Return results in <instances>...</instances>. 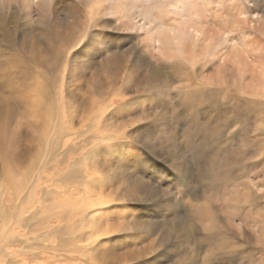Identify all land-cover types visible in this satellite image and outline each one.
<instances>
[{"label":"rangeland","instance_id":"374dc122","mask_svg":"<svg viewBox=\"0 0 264 264\" xmlns=\"http://www.w3.org/2000/svg\"><path fill=\"white\" fill-rule=\"evenodd\" d=\"M127 1L136 28L119 24L114 0H0V264H42L40 251L60 254L49 264H83L105 249L120 264H264V163L243 173L264 154V135L246 159L221 155L235 146L227 119L247 123L248 135L264 130V0ZM192 2L211 7L212 31L186 27ZM156 6L186 27L188 46L172 58L141 45ZM89 104L115 135L89 154L76 146L82 137L57 145L61 107L75 129ZM84 167L93 174L80 180ZM84 186L105 187L99 214L123 207L77 241L70 208Z\"/></svg>","mask_w":264,"mask_h":264},{"label":"bare ground","instance_id":"6f19581e","mask_svg":"<svg viewBox=\"0 0 264 264\" xmlns=\"http://www.w3.org/2000/svg\"><path fill=\"white\" fill-rule=\"evenodd\" d=\"M100 1H104V0H96V3L98 5H102L100 3ZM190 5L192 6V8H190V7L187 8L186 7L187 10H188L187 15L189 17V20H188V23H187L186 27L191 29L194 32L195 35H202L203 33L207 32V31H212V28L209 25L210 20H211L210 16H213L212 12H209V11H211V7H207V4H204V3H202V4L196 3L195 4L194 2L190 3ZM128 6H130V3L127 0H114L113 11L115 12L116 18H117V20H118L120 25L124 26L126 24H128V25L130 24L131 28H136V26H137L136 23L137 22H134V18L137 17V14H135V13L131 12L130 10H128ZM152 10L154 11L155 9L153 8ZM164 12H166L167 14H165ZM152 13L153 14H151V16H150L151 18L149 20H147V21L148 22L152 21L151 23H154V24L148 23V26L145 25V24H141V26H140V27L144 28V34H145V37L143 38L144 41L141 42V45L149 47L151 49H154L161 56L172 58L173 56H175L174 52L176 51V46L178 47L177 48L178 51H180L182 49V46H183V48L185 46H188L187 43H183L184 37H185L184 36V34H185L184 29L186 27L185 26H181L182 25V16L179 15L178 18H177L176 17L177 16L176 12L175 13L173 11L169 12V11L164 9V6H163V8L157 7V9L154 12H152ZM212 19H213L212 21L214 22L215 17L213 16ZM138 28L139 27H137V29ZM158 54L156 56H160ZM192 65H193V63H191L188 67L189 68H193ZM115 100L116 99H111L110 100V105H115ZM90 104H92V103H90ZM90 104H89V106H90ZM93 104H92V106H93ZM92 106L88 107L89 109H86L85 116L83 115L84 117L79 118V120H78L79 126L77 128H75V129H73V114L74 113L72 114L71 110L69 112H67V110H65L64 108L61 107V112L59 113V115H57L58 116V118L56 120L57 122H55L56 126H54V127L52 126V128L49 127V128H51L53 130V133L55 135L54 139L56 140L55 142H56L57 145H58V142L60 140L64 139L67 136L68 137H73V138L82 137V139H81L82 142L76 143V146L80 145L83 148L87 147V148H84V149H86V152H88V154H89V153H92L94 150L95 151L99 150V143L100 142L97 141L98 138H101V139H104V140L107 139V141H108V138H109L108 135H115V132L118 131V127L115 126L114 124H112V122H108L107 123V122L101 120V118L103 117L102 115L103 114L105 115V113H104L105 110L101 108L102 110H99L98 114L96 113L94 115L93 114L91 115L90 111L93 108ZM233 117H232V119L231 118L227 119L223 123V126L225 128H229L230 127V130L228 131V138L229 139L235 138V139H233L235 141L234 142L235 146L232 149H230V150H226L221 155L224 156L226 159H229V160L246 159L248 157V155L252 154L254 146L257 144L258 139H260L258 137L264 135V130L259 131L257 134L248 135L249 134L248 131H249L250 128L247 125V123L240 124L239 120L236 119V118H233ZM98 118H100V119L98 120ZM111 118H113V117H111ZM237 124H239V126ZM106 144H107L106 147H108V148H110L111 146L114 145V143L111 144L110 141L107 142ZM115 144H117V143H115ZM237 144H239L241 146H236ZM64 145H65V143H64ZM231 145H233V144H231ZM72 148H74V147L72 146V147H69L68 149H72ZM80 148H76V149H80ZM260 151H261V149H260ZM260 151H258V153H257V151L254 152V154L257 155L256 156L257 159H254L253 161L248 162L247 165H246L245 172H243V173H247L250 169H252V168L264 163V154H263L262 151L261 152ZM86 152H84L83 155L87 154ZM260 155H261V157H259ZM77 158L78 159H76V163H79L80 161H82L84 159L83 157H77ZM80 172H81L80 180H85L88 176L93 174V169L91 167H84L82 170H80ZM109 184H108L107 187H109L111 185V184L110 185ZM104 188L103 187L100 188L99 191H97V186L96 187H90V188H87V187L84 186L81 189L79 188L80 191L82 192V195L85 196V198H83V200H82V202H80V204H77V206H74L73 208L72 207L70 208V213L72 215H74V217L76 216V218L79 220V224L74 227L73 231L71 230L73 228H70L71 233L73 235H76V234H74V233H76V231L83 230V231H81V232H83V234L79 233V234L76 235V237L74 236L75 239H77V241H78V239H80V240L81 239H87L88 240L89 239L88 237L94 235V233L100 227L102 220L104 218L108 219L109 214H113V213H110V212H116V211L120 210L123 207V205H117L116 204V205H113L111 207V209H106L103 212V214L102 213L99 214V212H96L95 211V209H96L95 208V202H102V203L104 202V200L102 199V196H101V194L104 191ZM111 189H112L111 191H114L113 188H111ZM95 192L98 193L99 196H98V198L95 199V201H93V196L97 195V194H94ZM125 195H128V194L123 193L122 197L125 196ZM89 198L92 199V200H90ZM123 199L124 198H121V201ZM84 200H85V202H84ZM243 201L244 202H242V203H247L249 200L243 199ZM234 211H236V210H234ZM234 214L231 213V215H234ZM59 217L62 220H64V218H65V217H63V215L62 216L60 215ZM68 217L70 218V216H68ZM237 217H241V216L238 215V216H236V218ZM242 219L243 220L247 219L246 214H244ZM43 221H44V219H43ZM45 222H46L47 226L45 225L44 227H48V229L51 230V233H54L55 235L57 234L56 235L57 237H60V235H63V234L66 233V232L64 233V231L66 230V227H64V226L61 227L62 226L61 224H60L61 226H59V225H54L53 226L50 223H48V221H46V219H45ZM56 222H58V221L55 220V223ZM60 222L61 221H59V223ZM80 222H82V224ZM40 223H41V221H40ZM66 224H68L67 221H66ZM32 225L33 224L28 221V224L26 225L28 231H31L32 227L34 229V225L33 226ZM58 234H60V235H58ZM66 235H67V233H66ZM68 235H69V237L67 239L70 238L71 234H68ZM57 240H58V238L56 239V241ZM20 241L23 242V240H21V239H20ZM60 241L63 242L61 244V245H63L65 240H63V241L60 240ZM72 241H73V239H72ZM69 242H71V241H69ZM75 243H77V242H75ZM75 243H74V245H75ZM65 246H67V245H65ZM57 247H59V246H57ZM57 247H54V248L56 249ZM69 247H70V249L66 248L67 251L71 250V245ZM63 248H65V247L62 246V249ZM51 249H53V248H51ZM62 249L60 247L59 250H62ZM77 249L79 250V248H77ZM63 251H65V250H63ZM63 251H61V253H63ZM82 251L84 253L87 250H85V251L82 250ZM57 252H59V251H57ZM75 252H76V250H75ZM116 252L117 251L112 250V249H105V250H102L100 253L98 252L99 253L98 256L95 253L96 256H94V254H93L92 256L89 255L88 258L86 256V252H85L84 253L85 255L82 254V256L83 255L86 256L87 259H86V263L84 262L85 260H83V262H84L83 264H120V263H124V258L120 254H118ZM42 254H44V252L40 251L39 253H37V256L41 257V259L43 260L44 264H49L50 262L57 261L59 259V255H60V254H58V257H56L57 254L55 256H50V257L45 256L44 257V256H42ZM72 254H74V251L72 252ZM61 256H62V259L63 258L74 259L75 256L76 257H78V256L82 257L81 255H77L76 254V255H74V258H73L72 256H70L67 253L64 256L63 255H61ZM28 257L29 256L25 255V256H22L20 259L26 260ZM83 258L84 257H82V259ZM76 261H78V260H76ZM80 261H82V260H80ZM73 262H70V263H73ZM80 263H82V262H79V264Z\"/></svg>","mask_w":264,"mask_h":264}]
</instances>
